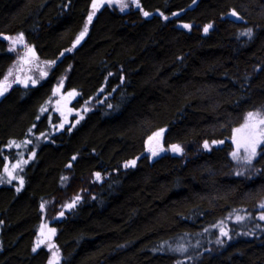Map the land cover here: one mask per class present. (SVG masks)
Returning a JSON list of instances; mask_svg holds the SVG:
<instances>
[{
  "label": "trees",
  "instance_id": "obj_1",
  "mask_svg": "<svg viewBox=\"0 0 264 264\" xmlns=\"http://www.w3.org/2000/svg\"><path fill=\"white\" fill-rule=\"evenodd\" d=\"M108 1L0 0V80L16 35L49 64L0 98V264H47L45 220L55 264H264V145L231 159L233 130L264 112V0ZM57 82L84 112L55 129ZM160 128L182 153L149 161Z\"/></svg>",
  "mask_w": 264,
  "mask_h": 264
},
{
  "label": "rangeland",
  "instance_id": "obj_2",
  "mask_svg": "<svg viewBox=\"0 0 264 264\" xmlns=\"http://www.w3.org/2000/svg\"><path fill=\"white\" fill-rule=\"evenodd\" d=\"M135 1L136 0H132V2ZM108 4L110 6H116L113 0H110ZM115 8L121 11L127 9L128 5L122 7L116 6ZM7 49L11 52L13 60L4 77L0 80V85H4L2 93H5L14 84H36L46 77L49 64L47 62H39L36 56L29 51L28 45L25 44L23 39H20V36L16 35L8 38ZM75 98L76 94L74 90L64 89L60 82L54 85L50 96L43 104L42 110H46L49 115L53 113L56 116V123L54 124L55 129L61 128L68 122H76L79 115L84 112V107H74L72 105ZM249 113H253L254 115L249 118ZM261 120H264L263 111L254 110L247 112L241 123L233 130V137L231 139V159L235 163L239 165L247 164L248 161H251L256 156L259 148L264 145V124L261 123ZM164 131L165 128L157 129L144 140V154L148 157L149 161H153L156 157L165 153L174 155H180L182 153V148L178 144L170 146L163 145L162 139ZM158 133L159 135H157ZM173 146H177L179 151L173 150ZM253 147H255V155H252ZM233 153H235V155H233ZM13 174L14 172L12 170L5 169L4 173L0 176V181L10 179L13 177ZM52 226L51 221H43L38 228L40 234H37L36 237V245L39 239L43 238V241L37 246L42 245L51 249V255L48 258L47 264H55L57 256L56 250L53 247L51 248V246H54L52 243L54 232L51 234L49 232L52 230ZM175 243L180 244V249L183 247L182 250H184L185 245L181 238L176 239ZM171 249L179 250V247L175 245L171 247ZM175 253L180 254L178 252Z\"/></svg>",
  "mask_w": 264,
  "mask_h": 264
},
{
  "label": "snow or ice",
  "instance_id": "obj_3",
  "mask_svg": "<svg viewBox=\"0 0 264 264\" xmlns=\"http://www.w3.org/2000/svg\"><path fill=\"white\" fill-rule=\"evenodd\" d=\"M137 6H139V5H137ZM96 7H97L96 0H93V8L95 9ZM93 15H94V13H93ZM144 15L148 16L149 13L145 12ZM232 15H236V13L234 12V13H232ZM91 19H92V15H89V17H88V22L89 23L91 22ZM184 27L187 28V27H189V25H184ZM209 27H211V25L205 27L204 31L207 32ZM86 32H87V25L85 26L84 31L81 32L80 38L77 39V43H79V39L83 38V36L85 35ZM20 39H22V37H20ZM69 51H71V49H69ZM9 74H11V73H9ZM5 79H7V78H5ZM0 94H3L2 91H0ZM253 115H254L253 113H249L248 114L249 118H251ZM261 123L264 124V120H261ZM161 131H163V130H161ZM157 135H159V133ZM205 147H208V145L205 144ZM173 150L179 151V148L177 146H173ZM255 154H256L255 153V147H253L252 155H255ZM233 155H235V153H233ZM73 159H75V157H73ZM130 164L134 165L135 161H131ZM97 178H99V174H97ZM69 207H71V205H69ZM261 207H264V205H262ZM261 219H264V216H261ZM224 234L226 235V233H224ZM35 250L36 249H33V251H35Z\"/></svg>",
  "mask_w": 264,
  "mask_h": 264
},
{
  "label": "water",
  "instance_id": "obj_4",
  "mask_svg": "<svg viewBox=\"0 0 264 264\" xmlns=\"http://www.w3.org/2000/svg\"><path fill=\"white\" fill-rule=\"evenodd\" d=\"M98 2H99V0H96V3H97V4H98ZM190 6H191V5H190ZM144 13H145V12H144ZM144 13H143V15H144ZM232 13H234L233 10L229 11V13H228L229 18H232V19H239V17H238L237 15H232ZM144 16H145V15H144ZM87 21H88V20H87ZM184 25H185V23H179V24H178V26H181V27H183ZM79 40H81V39H79ZM77 44H78L77 41H75V42L73 43V46L75 47ZM130 162H131V161H130ZM42 241H43V238H40L39 241H38V244H37V245H39Z\"/></svg>",
  "mask_w": 264,
  "mask_h": 264
},
{
  "label": "flooded vegetation",
  "instance_id": "obj_5",
  "mask_svg": "<svg viewBox=\"0 0 264 264\" xmlns=\"http://www.w3.org/2000/svg\"><path fill=\"white\" fill-rule=\"evenodd\" d=\"M29 51H31V50H29ZM18 81H19V80H18ZM18 81H17V82H18ZM14 85H15V84H14ZM14 85H13V86H14ZM16 85L25 88V87H27V86H28V87H31V86H33L34 84H33V83H28V84L25 85V83H22L21 85H19V84H16ZM11 87H12V86H11ZM11 87H10V88H11ZM10 88H9L8 90H10ZM3 89H4V85L1 84V85H0V91H3ZM8 90H7V91H8ZM7 91H6V92H7ZM6 92H5V93H6ZM5 93L0 94V98L3 97ZM54 128H55V127H54Z\"/></svg>",
  "mask_w": 264,
  "mask_h": 264
},
{
  "label": "bare ground",
  "instance_id": "obj_6",
  "mask_svg": "<svg viewBox=\"0 0 264 264\" xmlns=\"http://www.w3.org/2000/svg\"><path fill=\"white\" fill-rule=\"evenodd\" d=\"M72 46H73V44H72ZM74 47V46H73ZM215 232V231H214ZM216 234V233H215ZM210 236H212V235H210ZM215 236V235H214ZM223 237V236H222ZM223 239V238H222Z\"/></svg>",
  "mask_w": 264,
  "mask_h": 264
}]
</instances>
